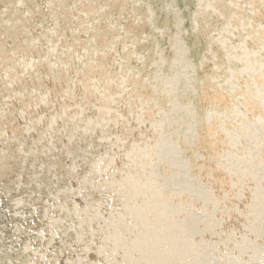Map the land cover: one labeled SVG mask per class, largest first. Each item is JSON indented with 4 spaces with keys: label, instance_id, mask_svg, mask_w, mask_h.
<instances>
[{
    "label": "rangeland",
    "instance_id": "1",
    "mask_svg": "<svg viewBox=\"0 0 264 264\" xmlns=\"http://www.w3.org/2000/svg\"><path fill=\"white\" fill-rule=\"evenodd\" d=\"M0 264H264V0H0Z\"/></svg>",
    "mask_w": 264,
    "mask_h": 264
}]
</instances>
